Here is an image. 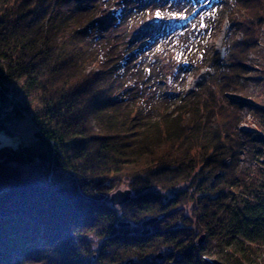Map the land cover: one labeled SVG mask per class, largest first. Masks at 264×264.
I'll return each mask as SVG.
<instances>
[{
	"label": "trees",
	"instance_id": "trees-1",
	"mask_svg": "<svg viewBox=\"0 0 264 264\" xmlns=\"http://www.w3.org/2000/svg\"><path fill=\"white\" fill-rule=\"evenodd\" d=\"M59 1L0 0V132L26 118L30 107L21 96L37 102L35 141L0 144V264H204L211 254L217 256L212 264H258L264 251V139H239L236 128L254 117L258 122L251 123L264 134V78L245 117L231 103L200 110L194 91H181L173 110L158 112L140 92V43L161 35L164 24L157 20L165 11L153 9L154 23L122 49L109 43L107 33L121 25L123 11L108 16L112 25L99 18L112 0H78L63 12L56 9ZM236 15L225 25L223 59L217 54L213 60L200 46L180 57L182 65L198 55L197 72L218 68L212 85L224 95L244 90L242 59L264 26V1L241 0ZM92 64L100 70L88 73ZM243 145L260 167L240 169ZM121 178L134 193L121 207L89 201L77 186L88 194L107 192L102 183ZM240 181L246 198L229 199ZM181 184L186 189L169 197L151 191ZM153 217L158 220L150 234L135 233ZM197 229L206 235L199 246ZM161 248L169 253L151 258Z\"/></svg>",
	"mask_w": 264,
	"mask_h": 264
},
{
	"label": "rangeland",
	"instance_id": "rangeland-1",
	"mask_svg": "<svg viewBox=\"0 0 264 264\" xmlns=\"http://www.w3.org/2000/svg\"><path fill=\"white\" fill-rule=\"evenodd\" d=\"M264 1V0H262ZM78 3V0H60L56 9L63 12ZM241 6V0H130L127 3L121 0H112L109 6L99 10V18L105 20L107 24L112 25V21L108 18L111 14H117L121 11L123 22L117 28L112 25V29L108 30L107 40L111 45L121 47L124 49L125 41L133 39L138 31H143L153 15V9L165 11V16L160 23L164 24V29L161 35L153 38L146 37L142 44V56L140 58V71L142 70L144 78L142 81L141 93L147 102H152L157 108L158 112L171 111L177 105L175 95H179L181 91H194L199 100V109L203 110L206 106L213 107L217 110L221 105L231 103L239 105L242 109V116L245 117L251 112V107L247 106L248 102L253 96L258 80L264 78L261 67L264 66V26L259 29V34L255 43V48L248 52L242 59L246 66V70L242 74L240 83L243 84L244 90L242 92H230L228 99L224 94L219 92V88L212 85L217 78L218 68H214L211 73L206 72V69L201 68L199 72L206 77L205 81L198 83L196 81L197 68L199 67V56L191 55L190 59L181 65L180 57L187 54L193 48L200 46L202 49L206 47L210 52L213 60H218V55L222 49V39L225 35V25L229 20L237 18L236 11ZM228 11V12H227ZM230 11V12H229ZM230 13V14H229ZM180 17H183L181 19ZM154 23L153 21H151ZM203 25V27H201ZM233 32L235 33L233 28ZM236 38H240L239 34H235ZM127 38V39H126ZM148 41L151 45L148 46ZM197 49V48H196ZM219 63L217 62L216 65ZM100 68L97 65H89L87 72H98ZM214 72L216 74H214ZM143 77V76H142ZM199 84L200 86H198ZM19 90V88H17ZM244 93V94H243ZM179 97V96H178ZM234 98V99H233ZM236 98L243 100L236 102ZM21 101L27 109L26 118L16 121L9 125V131L0 132V144L18 147L21 144H30L35 140V126L32 123V111L36 107L35 96H21ZM236 102V103H235ZM257 121L256 118H245L239 125L258 130L255 128L252 121ZM242 126V127H244ZM238 128V127H237ZM37 129V128H36ZM238 137L245 140L248 135L244 133L241 136L237 130ZM246 137V138H245ZM250 139V137H249ZM249 150L246 145L239 150L238 166L240 169L247 168L255 170L261 165H255V157L251 158ZM257 160V159H256ZM262 170V169H260ZM241 178V177H240ZM63 180L69 182L71 177L64 173ZM111 181V180H106ZM247 183V179L245 180ZM244 182H238L239 186L234 191L230 192V198H243L244 196ZM115 187L117 190L127 189L128 180L121 178L116 181ZM242 184V186H240ZM187 184H181L173 189L155 188L152 192L159 193L164 197H169L175 193L185 190ZM236 196H232L233 194ZM132 197L134 193L132 192ZM191 204L185 207V213L190 214ZM151 231L153 226H150ZM142 230L141 225L135 226V233ZM205 235L201 229L196 230V241ZM206 239V235H205ZM158 253L162 254L161 260L169 253L167 249L161 248L152 255L151 258L156 259ZM217 256L211 254L204 257V264L216 262ZM157 260V259H156ZM160 261V260H158ZM258 264H264V253L261 255ZM136 263V262H135Z\"/></svg>",
	"mask_w": 264,
	"mask_h": 264
},
{
	"label": "water",
	"instance_id": "water-1",
	"mask_svg": "<svg viewBox=\"0 0 264 264\" xmlns=\"http://www.w3.org/2000/svg\"><path fill=\"white\" fill-rule=\"evenodd\" d=\"M220 56L223 58L224 56V48L221 49L220 51ZM206 79L205 75L203 73H201L198 76V82L202 83L204 82ZM132 191L130 189H125V190H116L112 195H111V199H110V203L112 205V207H121L123 206L125 203H127L128 201L131 200L132 198ZM157 221V218L153 217V218H149L145 221L142 222L141 227H142V231L141 234L142 235H147L150 234L151 230H150V226L153 225L155 222ZM119 227H129L130 223L128 222H119L118 223ZM205 241V235H201V237L198 239L197 241V245H201L202 243H204ZM162 258V254L158 253L156 255V259L157 260H161ZM134 260L130 259L128 262H126V264H133Z\"/></svg>",
	"mask_w": 264,
	"mask_h": 264
},
{
	"label": "built area",
	"instance_id": "built-area-1",
	"mask_svg": "<svg viewBox=\"0 0 264 264\" xmlns=\"http://www.w3.org/2000/svg\"><path fill=\"white\" fill-rule=\"evenodd\" d=\"M0 89H1V87H0ZM242 126H244V124L238 126L239 134H240V132H241V133H247V130H248V132H250V133L258 132V134L260 135L259 138H260V139H264V134H263L262 132H259L258 130L250 129V128L246 127V126H244V127H242ZM241 135H242V134H240V136H241ZM241 137H242V136H241ZM51 145H52L54 148H55V147L59 148L58 144H56L54 141H51ZM51 181H52V177L50 176V177L48 178V182L51 183ZM105 183L108 184L109 181H105ZM77 186H78V190H79V192L81 193V195H83L87 200H89V201H93V202H100V203H106V202H108L109 199H110L111 193H112L113 190H114V188H112L109 192H107V193H103V192H100V191L98 190V188H94L92 194H88V193H86L85 190L81 187V185L77 184ZM234 193H235V192H234ZM236 194H237V193L233 194L232 196H236ZM244 196L246 197V194H244ZM262 252L264 253V251H262ZM208 262H209V264H212L211 261L208 260Z\"/></svg>",
	"mask_w": 264,
	"mask_h": 264
},
{
	"label": "bare ground",
	"instance_id": "bare-ground-1",
	"mask_svg": "<svg viewBox=\"0 0 264 264\" xmlns=\"http://www.w3.org/2000/svg\"><path fill=\"white\" fill-rule=\"evenodd\" d=\"M245 135H248L249 137H250V139H252L251 140V142H253V143H258V138H259V134H258V132H253V133H250V132H248V130H247V133H244ZM248 137V138H249ZM240 139V138H239ZM114 186H115V183H113V181H109V183L108 184H106L105 182H103L102 183V185H101V187L100 188H102V189H105V190H111L112 188H114ZM243 198H246L245 196H243ZM157 220H158V218H157ZM157 222V221H156ZM155 222V223H156ZM129 261V260H128ZM133 264H135V261L133 262Z\"/></svg>",
	"mask_w": 264,
	"mask_h": 264
},
{
	"label": "snow or ice",
	"instance_id": "snow-or-ice-1",
	"mask_svg": "<svg viewBox=\"0 0 264 264\" xmlns=\"http://www.w3.org/2000/svg\"><path fill=\"white\" fill-rule=\"evenodd\" d=\"M155 16L157 17V18H160L161 17V13L159 12V11H157L156 13H155ZM181 19H183V17H180ZM201 27H203V25H201Z\"/></svg>",
	"mask_w": 264,
	"mask_h": 264
}]
</instances>
